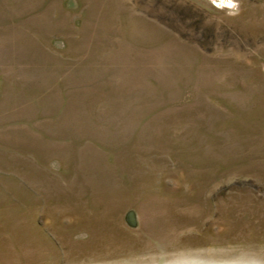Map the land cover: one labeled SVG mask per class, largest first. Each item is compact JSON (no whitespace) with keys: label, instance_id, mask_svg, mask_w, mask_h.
I'll use <instances>...</instances> for the list:
<instances>
[{"label":"rangeland","instance_id":"374dc122","mask_svg":"<svg viewBox=\"0 0 264 264\" xmlns=\"http://www.w3.org/2000/svg\"><path fill=\"white\" fill-rule=\"evenodd\" d=\"M0 264H264V0H0Z\"/></svg>","mask_w":264,"mask_h":264}]
</instances>
